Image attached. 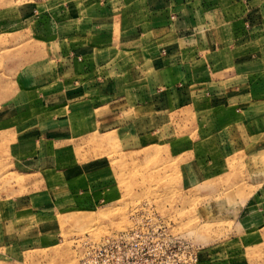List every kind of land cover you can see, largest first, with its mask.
Listing matches in <instances>:
<instances>
[{
  "label": "rangeland",
  "instance_id": "obj_1",
  "mask_svg": "<svg viewBox=\"0 0 264 264\" xmlns=\"http://www.w3.org/2000/svg\"><path fill=\"white\" fill-rule=\"evenodd\" d=\"M91 1L0 0V264H77L141 213L204 264H264V75L246 96L212 63L175 92L142 55L141 77L68 72L54 53L83 14L66 7Z\"/></svg>",
  "mask_w": 264,
  "mask_h": 264
},
{
  "label": "crops",
  "instance_id": "obj_2",
  "mask_svg": "<svg viewBox=\"0 0 264 264\" xmlns=\"http://www.w3.org/2000/svg\"><path fill=\"white\" fill-rule=\"evenodd\" d=\"M66 8L74 18L83 14L82 24H71L58 40L66 47L53 49L68 72L115 67L121 75L124 60L141 77L144 64L137 61L146 58L152 91L175 92L184 83H173L174 76H207L212 63L214 73L227 70V92L246 96L253 91L247 77L264 75V0H93ZM206 251L200 248L198 264Z\"/></svg>",
  "mask_w": 264,
  "mask_h": 264
},
{
  "label": "built area",
  "instance_id": "obj_3",
  "mask_svg": "<svg viewBox=\"0 0 264 264\" xmlns=\"http://www.w3.org/2000/svg\"><path fill=\"white\" fill-rule=\"evenodd\" d=\"M94 243L77 264H198L200 246L155 213Z\"/></svg>",
  "mask_w": 264,
  "mask_h": 264
}]
</instances>
